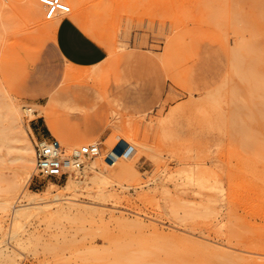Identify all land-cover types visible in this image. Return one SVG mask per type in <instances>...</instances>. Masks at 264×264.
I'll use <instances>...</instances> for the list:
<instances>
[{"label": "rangeland", "instance_id": "rangeland-1", "mask_svg": "<svg viewBox=\"0 0 264 264\" xmlns=\"http://www.w3.org/2000/svg\"><path fill=\"white\" fill-rule=\"evenodd\" d=\"M34 1L0 0V106L33 149L46 111L68 153H101L44 178L2 142L0 264H264V0H65L52 19ZM69 15L102 64L44 56Z\"/></svg>", "mask_w": 264, "mask_h": 264}, {"label": "crops", "instance_id": "crops-1", "mask_svg": "<svg viewBox=\"0 0 264 264\" xmlns=\"http://www.w3.org/2000/svg\"><path fill=\"white\" fill-rule=\"evenodd\" d=\"M73 21L70 17L59 19L52 32L51 47L45 50L44 56H49L52 50L61 62L73 66L89 68L102 64L108 56L106 47L81 25ZM49 67L54 72L58 71L51 62H49ZM43 114L46 115V119L37 117L32 120L31 128L37 131L38 139L50 136L47 128L53 131L57 129L56 120L48 116L46 111ZM37 115L38 113L35 116Z\"/></svg>", "mask_w": 264, "mask_h": 264}, {"label": "built area", "instance_id": "built-area-1", "mask_svg": "<svg viewBox=\"0 0 264 264\" xmlns=\"http://www.w3.org/2000/svg\"><path fill=\"white\" fill-rule=\"evenodd\" d=\"M40 3L45 7L47 19L71 11L70 5L65 0H40ZM100 153V143L82 145L76 151L68 153L61 142L53 136L37 138L34 142L36 173L44 178L66 177L69 172L80 170L85 159L95 158ZM105 160L107 163L113 162L111 153L107 154Z\"/></svg>", "mask_w": 264, "mask_h": 264}, {"label": "bare ground", "instance_id": "bare-ground-1", "mask_svg": "<svg viewBox=\"0 0 264 264\" xmlns=\"http://www.w3.org/2000/svg\"><path fill=\"white\" fill-rule=\"evenodd\" d=\"M28 1H30L29 2V8L28 9H30L29 11L32 14V13H34L36 11V7L37 6H36V3H35L34 0H28ZM78 1H80V0H77L76 2H78ZM81 4L83 6V3L82 2H80V5ZM80 5L78 4V6H80ZM40 15L38 17H40ZM70 16H73V15H69V17ZM35 17H36V15L33 16V18H35ZM37 19H39V18H37ZM74 21H75V19H74ZM0 104H1V101H0ZM4 105L7 106L6 104H4ZM3 108H4V106L1 105L0 106V109H2V110H0V114H1L0 117L4 114L3 115L4 118L3 119L0 118V121L2 120V122H3V126H0V127H3V128H0V131L3 129V131H1L2 133H0L1 134L0 135V145L2 144V142L3 143H10V144L11 143H14L15 146L12 147V148L17 149L18 152L20 153V155H19L18 158L22 161V166L25 167V168L26 167H30V169H33V168L36 169V167H35L34 149L32 148V146L28 142V139H27V136H26V130H25V127H24V125L22 123V120L20 118L19 111H18L17 107L13 103H10V104H8V106L6 108V111H4ZM1 111L2 112L4 111V113H2ZM22 112H24L25 114L31 115V116L34 115V114L35 115L37 114L36 113L37 110H34L32 108H29V107H23L22 108ZM0 125H2V124H0ZM69 146L72 147V145H69ZM69 146H67V147H69ZM71 147H69V148H71ZM76 150L77 149H73V151H76ZM87 166L88 167L89 166L90 167H93V163L92 164H88L87 163ZM77 171H79V170H77ZM80 174H81V171L79 172V175ZM31 177H32L31 171H27V175L24 177V180L29 181L31 179ZM81 181L82 180H81V178L79 176H76V177L70 176V178L67 181V183L64 186V188L65 189H70V188L72 189V187L74 185H77V184L81 183ZM16 184L19 185V184H21V182H18L17 181ZM55 185H56L55 183L51 182L49 184L48 190L50 191L53 187H55ZM32 193L34 195H36V197L29 198V199L25 200V203L23 205L24 207L31 206V205H36L35 201H37L36 200L37 197L41 198L40 195H41L42 192L32 191ZM25 209L26 208H21L19 210H16V212H15V214L13 216L16 219V221H17L16 222V228L20 224L19 223V221H20L19 219H21V217L26 212ZM16 234H17V230H15L14 232H12L11 238H14L16 236Z\"/></svg>", "mask_w": 264, "mask_h": 264}]
</instances>
